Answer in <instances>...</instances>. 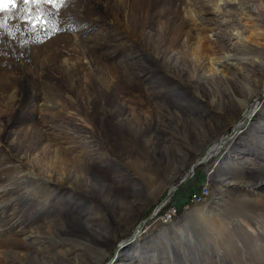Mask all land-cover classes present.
<instances>
[{
    "label": "rangeland",
    "instance_id": "rangeland-1",
    "mask_svg": "<svg viewBox=\"0 0 264 264\" xmlns=\"http://www.w3.org/2000/svg\"><path fill=\"white\" fill-rule=\"evenodd\" d=\"M31 10L58 30L2 17L0 264H264V0ZM225 137L170 204L213 199L132 239Z\"/></svg>",
    "mask_w": 264,
    "mask_h": 264
},
{
    "label": "snow or ice",
    "instance_id": "snow-or-ice-1",
    "mask_svg": "<svg viewBox=\"0 0 264 264\" xmlns=\"http://www.w3.org/2000/svg\"><path fill=\"white\" fill-rule=\"evenodd\" d=\"M66 3V0H0V30L6 29V21L3 14L12 13L13 10L20 8L19 19L27 27L33 30H44L55 33L58 28L53 19L49 18V13L42 10L33 14L31 5H49L59 9ZM2 34V33H0Z\"/></svg>",
    "mask_w": 264,
    "mask_h": 264
},
{
    "label": "built area",
    "instance_id": "built-area-1",
    "mask_svg": "<svg viewBox=\"0 0 264 264\" xmlns=\"http://www.w3.org/2000/svg\"><path fill=\"white\" fill-rule=\"evenodd\" d=\"M212 173L206 175L204 181L198 186V188L190 196L179 203L165 205L156 217L155 222H159L162 225L173 224L181 214L182 210H188L191 207L207 202L209 199H213L212 191ZM185 198V197H184Z\"/></svg>",
    "mask_w": 264,
    "mask_h": 264
},
{
    "label": "water",
    "instance_id": "water-1",
    "mask_svg": "<svg viewBox=\"0 0 264 264\" xmlns=\"http://www.w3.org/2000/svg\"><path fill=\"white\" fill-rule=\"evenodd\" d=\"M248 107L246 108V113H244V115L241 117L240 121L235 124V132H238V128L241 126L240 122H242V119L246 116V114H248ZM229 137H225L222 138L219 142H217V144H215L216 146H218V150H220L221 148H223V146L225 145V143L228 141ZM210 146L209 148L206 149V151L203 154V157L199 158L190 168L188 175L180 182V184L178 186H175L171 189V191L168 193V195L165 197V199L161 202V204L156 208L155 212L152 214V216L148 219H146L144 222H142L139 227L138 230L134 233L132 239L136 238L138 236V234L140 233V231H142V229H144V227L147 225L148 222L153 221L157 215L159 214V212L162 210V208L167 205L170 201L171 198L174 196V194L177 192V190L179 189V187L188 182L190 178H192L195 175V172L197 170V168L203 166L204 164H206L212 157L213 154L216 152L215 150H213L212 148L215 146ZM217 150V151H218ZM130 242V241H129Z\"/></svg>",
    "mask_w": 264,
    "mask_h": 264
},
{
    "label": "bare ground",
    "instance_id": "bare-ground-1",
    "mask_svg": "<svg viewBox=\"0 0 264 264\" xmlns=\"http://www.w3.org/2000/svg\"><path fill=\"white\" fill-rule=\"evenodd\" d=\"M222 73H224L225 74V72H224V70L222 71ZM219 148H218V146H216L213 150H218Z\"/></svg>",
    "mask_w": 264,
    "mask_h": 264
},
{
    "label": "crops",
    "instance_id": "crops-1",
    "mask_svg": "<svg viewBox=\"0 0 264 264\" xmlns=\"http://www.w3.org/2000/svg\"><path fill=\"white\" fill-rule=\"evenodd\" d=\"M214 197V196H213Z\"/></svg>",
    "mask_w": 264,
    "mask_h": 264
}]
</instances>
